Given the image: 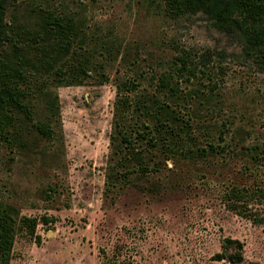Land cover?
<instances>
[{"label":"rangeland","instance_id":"obj_1","mask_svg":"<svg viewBox=\"0 0 264 264\" xmlns=\"http://www.w3.org/2000/svg\"><path fill=\"white\" fill-rule=\"evenodd\" d=\"M2 1L11 35L18 24L32 29L37 9L48 8L76 18L87 45L108 49L80 83L53 84L48 70L31 67L18 83L33 119L53 132L42 137L16 113L13 138L0 140V202L15 217L52 220L36 223L37 239L17 228L8 264H264V67L246 53L241 31L200 10L170 15L162 0ZM180 51L178 140L150 149L155 170L115 174V83L138 82L129 97L150 91V78ZM13 65L3 42L0 73ZM233 183L263 189L246 197L257 220L227 207ZM223 237L240 241L239 262L216 258Z\"/></svg>","mask_w":264,"mask_h":264},{"label":"trees","instance_id":"obj_2","mask_svg":"<svg viewBox=\"0 0 264 264\" xmlns=\"http://www.w3.org/2000/svg\"><path fill=\"white\" fill-rule=\"evenodd\" d=\"M162 3L165 11L173 16L181 12L200 10L214 23L223 25L228 30L238 28L244 36L246 53L259 66L264 67V0H162ZM4 8V1L0 0V44L6 42L11 47L14 65L0 73V140L8 143L13 138L11 129L18 120L17 112L21 114L22 122L29 123L36 133L48 138L53 132L50 122L46 119H33L32 109L26 100L27 91L18 84L26 80V68L31 67L37 72L48 70L53 84L80 83L86 77L94 75L90 72L96 70V53L108 52L107 45L104 42L100 45H87L82 26L76 18L48 8L37 9V19L32 29L18 24L15 26L17 29H13L17 35H11L5 26ZM27 37L34 39L31 46L26 42ZM185 66L180 51L166 70L150 78V91L138 90L132 97L127 92L135 90L138 82L127 77L115 83L113 131L109 138L114 144V150L120 152L115 159V164L120 169L115 170V174L125 176L134 171L155 170L154 162L152 165L148 163L150 149H164L178 140L179 131L174 120L181 119V111L180 103L173 98H181L178 80L181 77V68ZM95 74L98 81L107 78L102 71ZM170 101L173 104L170 105ZM45 103L51 112L55 110L54 98H46ZM209 146L215 149L218 145ZM261 151L264 154V147ZM128 159L133 161L132 165H128ZM255 191L263 196L260 195L263 194L261 188L252 190L250 186L233 183L225 189L224 200L227 207L236 213L257 220L246 205L247 198ZM12 210L13 207L9 204L0 202V264L9 262L17 228L37 239L36 223L52 220V217L44 214H21L15 217ZM229 247H234V251H228ZM240 248L241 243L237 239L223 237L221 251L215 256L218 259L227 258L239 262Z\"/></svg>","mask_w":264,"mask_h":264}]
</instances>
